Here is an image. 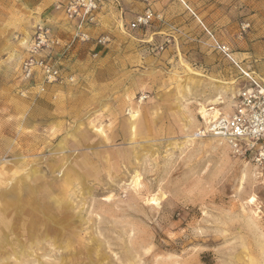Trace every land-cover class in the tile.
<instances>
[{"label": "rangeland", "instance_id": "obj_1", "mask_svg": "<svg viewBox=\"0 0 264 264\" xmlns=\"http://www.w3.org/2000/svg\"><path fill=\"white\" fill-rule=\"evenodd\" d=\"M156 1L142 34L115 22L119 37L89 34L109 41L58 65L73 82L21 80L22 34L9 49L0 35V264H264V157L197 135L209 106L235 101L232 72L195 29L163 30ZM257 3L182 5L225 6L238 23L219 34L229 47ZM51 89L64 95L56 109Z\"/></svg>", "mask_w": 264, "mask_h": 264}, {"label": "crops", "instance_id": "obj_2", "mask_svg": "<svg viewBox=\"0 0 264 264\" xmlns=\"http://www.w3.org/2000/svg\"><path fill=\"white\" fill-rule=\"evenodd\" d=\"M62 1L65 0H0V35L7 37L8 49L14 45L13 42H10L12 36L14 37V35L16 36L20 33L26 48L33 36V27L38 22H46L52 27V30L62 42L67 44L65 50L56 51L53 55L55 62L61 68L73 66L75 63L73 60L74 55H76V63H78L77 61H85L88 58L89 50L91 52L97 48V53L101 52L100 49L104 50L105 47L91 43H81L74 39L77 22L66 20L62 11L55 9V5ZM182 2L183 0H160L162 14L164 15L163 23L165 24L162 27L163 30H169L170 27L188 30L193 28L200 36L202 35V39L207 37V44H218V46L225 45L223 42H226L222 40L219 43L218 38L221 35L224 36V33H226V37L231 38L232 34L236 32L235 27H238V23L233 21L229 12L221 11L222 8L226 9L225 6L221 8L214 7L209 13L202 12L199 14L191 10V13L183 14L185 8ZM156 3V0H150L145 3H137L136 0H118L117 4L107 2L100 6L95 23L87 27V31L92 37L99 36L105 30L119 37L120 32L117 27L120 26L124 34L129 36L131 32V30L127 29L129 23L146 6L155 10L157 8ZM124 8L128 11H124ZM249 9L251 8L248 6L246 8L247 16L242 21L249 22L250 28L242 37H238L237 45L233 46L230 43L229 47L226 46L228 48L227 52H222L220 49L214 52V56L219 55V60L222 59L227 65V70L232 72L230 75L226 73L222 82L232 85L229 87L234 89V97L240 90L250 87L254 83L264 90V3H257L256 9H252L251 12ZM131 11L136 13H130ZM114 22L117 23V27ZM163 30L160 32H163ZM137 31L140 34L143 33L140 28ZM155 33L154 31L151 34ZM144 35H147L146 31ZM51 96H55L54 99ZM44 99L54 105L56 109L58 104L64 99V95L62 93L59 95L54 89H51ZM216 100L215 98L213 101L217 102ZM233 104L227 112L219 110L220 108L215 107V105H211L206 110L205 118L215 117L220 113L230 115L233 110Z\"/></svg>", "mask_w": 264, "mask_h": 264}, {"label": "built area", "instance_id": "obj_3", "mask_svg": "<svg viewBox=\"0 0 264 264\" xmlns=\"http://www.w3.org/2000/svg\"><path fill=\"white\" fill-rule=\"evenodd\" d=\"M105 2L117 4L118 0H65L58 2L55 9L61 10L66 20L77 22L74 39L88 42L91 37L87 27L95 23L98 10ZM153 19L154 12L146 6L129 23L127 29L145 27ZM249 27V22L241 24L242 31ZM108 41V36H100L95 39V44L104 45ZM66 48L67 44L62 42L48 23L38 22L27 44L26 56L19 65L20 79L30 82L38 77L42 84L73 82L74 76L63 74L53 58L56 51ZM221 50L227 52L228 48L222 45ZM203 120V126L197 130L198 136L211 135L225 141L235 155L255 153L258 160L264 157V151L259 146L264 138V90L256 83L237 93L230 115L220 113Z\"/></svg>", "mask_w": 264, "mask_h": 264}, {"label": "bare ground", "instance_id": "obj_4", "mask_svg": "<svg viewBox=\"0 0 264 264\" xmlns=\"http://www.w3.org/2000/svg\"><path fill=\"white\" fill-rule=\"evenodd\" d=\"M215 112H217V111H215Z\"/></svg>", "mask_w": 264, "mask_h": 264}]
</instances>
